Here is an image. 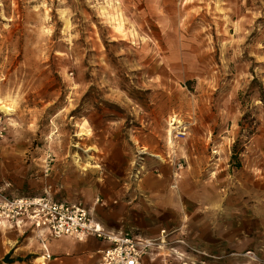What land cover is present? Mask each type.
<instances>
[{
  "label": "rangeland",
  "instance_id": "obj_1",
  "mask_svg": "<svg viewBox=\"0 0 264 264\" xmlns=\"http://www.w3.org/2000/svg\"><path fill=\"white\" fill-rule=\"evenodd\" d=\"M0 104L2 194L164 230L147 264H264V0H0Z\"/></svg>",
  "mask_w": 264,
  "mask_h": 264
},
{
  "label": "built area",
  "instance_id": "obj_2",
  "mask_svg": "<svg viewBox=\"0 0 264 264\" xmlns=\"http://www.w3.org/2000/svg\"><path fill=\"white\" fill-rule=\"evenodd\" d=\"M3 132L0 122V138ZM3 224L31 225L52 238L93 235L108 244L102 250L101 264H144L143 257L160 250L168 236L164 230L157 238L107 230L79 202L59 201L47 195L9 197L0 192V226ZM179 259V264H194L189 258Z\"/></svg>",
  "mask_w": 264,
  "mask_h": 264
},
{
  "label": "crops",
  "instance_id": "obj_3",
  "mask_svg": "<svg viewBox=\"0 0 264 264\" xmlns=\"http://www.w3.org/2000/svg\"><path fill=\"white\" fill-rule=\"evenodd\" d=\"M59 201L79 202L69 200ZM90 213L92 214V218L94 221L100 223L105 229L111 230L103 222L96 218L91 211ZM6 226L22 231V233L27 229L32 230V232L34 233L33 235L37 239V246L34 252L36 254L33 260L34 262L32 264H38L36 262V258L40 255H43L45 257V264H101L102 250L108 245L105 241L100 240L93 235H87L83 238H75L71 236L52 238L46 236L42 230L34 228L31 225L17 226L14 224H3V226H0V229L1 227ZM149 259V256H144L143 263L147 264V261Z\"/></svg>",
  "mask_w": 264,
  "mask_h": 264
},
{
  "label": "bare ground",
  "instance_id": "obj_4",
  "mask_svg": "<svg viewBox=\"0 0 264 264\" xmlns=\"http://www.w3.org/2000/svg\"><path fill=\"white\" fill-rule=\"evenodd\" d=\"M0 109H1V111L5 112V113H8L10 110V108L7 107L5 104H0ZM176 122H177V120H176ZM173 123L174 122H172V121L170 122V124H173ZM43 249H44V247H43ZM171 251L175 252L174 250H171ZM177 255H179V254H177ZM36 262L38 264H45V257L43 255H40L39 257L36 258Z\"/></svg>",
  "mask_w": 264,
  "mask_h": 264
},
{
  "label": "trees",
  "instance_id": "obj_5",
  "mask_svg": "<svg viewBox=\"0 0 264 264\" xmlns=\"http://www.w3.org/2000/svg\"><path fill=\"white\" fill-rule=\"evenodd\" d=\"M238 153L234 150V149H232V154H231V161L232 160H235L236 162H235V166L236 167H238L240 164H239V160H238V155H237Z\"/></svg>",
  "mask_w": 264,
  "mask_h": 264
}]
</instances>
